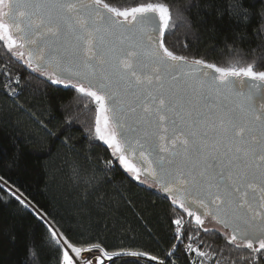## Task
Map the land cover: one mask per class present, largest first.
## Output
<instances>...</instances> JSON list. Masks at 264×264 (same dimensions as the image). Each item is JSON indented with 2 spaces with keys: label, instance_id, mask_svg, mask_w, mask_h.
<instances>
[{
  "label": "snow or ice",
  "instance_id": "obj_1",
  "mask_svg": "<svg viewBox=\"0 0 264 264\" xmlns=\"http://www.w3.org/2000/svg\"><path fill=\"white\" fill-rule=\"evenodd\" d=\"M230 11L245 21L251 15L242 3ZM171 20L166 3L119 10L105 0H0V41L50 85L74 89L97 105L95 136L134 179L158 185L194 218L200 243V231L216 239L204 227L210 218L229 233L225 247L260 253L264 102L258 105L256 97L264 98V89L244 91L238 83L264 85V70H255L254 63L226 68L174 54L166 46ZM0 75H12L10 62ZM21 79L17 74L16 83ZM37 215L51 237L42 247L54 243L60 264H104V258L140 264L145 257L168 264L143 250H117L114 257L99 242L74 244L46 214ZM172 223L177 244L169 257L175 259L186 235V252L215 255L211 246L205 252L193 245L182 218ZM97 249L100 258L92 255ZM29 251L38 264L39 251Z\"/></svg>",
  "mask_w": 264,
  "mask_h": 264
},
{
  "label": "trees",
  "instance_id": "obj_2",
  "mask_svg": "<svg viewBox=\"0 0 264 264\" xmlns=\"http://www.w3.org/2000/svg\"><path fill=\"white\" fill-rule=\"evenodd\" d=\"M105 2L120 10L166 3L172 16L166 46L174 54L226 68L254 63L255 70H264V59H260L264 57V0ZM238 3L251 12L246 21L230 11ZM5 62L11 63L12 75H0V182L46 214L72 243L99 242L109 255L117 250H143L168 264L263 263L264 251L225 247L229 233L210 218L205 222L210 220L219 228L207 227L215 231L216 239L200 231V243L194 218L154 184L149 187L129 175L95 136L97 105L89 97L50 85L0 41V72ZM17 74L22 77L19 84ZM177 218L183 219L194 246L199 244L205 252L211 246L210 255L215 253L211 259L186 252L187 235L178 244L175 259L168 256L177 244L172 223ZM46 239L51 240L47 227L0 186V264H37L29 251L33 246L40 254L38 264H60L61 251L54 243L42 247ZM140 264L157 261L142 258Z\"/></svg>",
  "mask_w": 264,
  "mask_h": 264
},
{
  "label": "water",
  "instance_id": "obj_3",
  "mask_svg": "<svg viewBox=\"0 0 264 264\" xmlns=\"http://www.w3.org/2000/svg\"><path fill=\"white\" fill-rule=\"evenodd\" d=\"M249 86H254V87H256V88H261V89H264V85H261L260 84V82H258V81H249V80H244V81H242V82H239L238 83V87H240L242 90H244V91H247L248 90V87ZM256 102H257V104L259 105V103H261V102H264V98H262L259 94L257 95V97H256ZM128 123L129 124H131V121H128ZM130 135H131V133H130ZM138 166H139V162H138ZM141 178H143L144 179V177L143 176H141ZM149 183H151V182H149ZM155 185V184H154ZM0 186L1 187H3L4 189H6L8 192H10L12 195H14L17 199H19L20 201H23L14 191H12L11 190V188L7 185V184H5L4 182H0ZM155 186H157L158 188H159V190L163 193V194H165V195H167V193H165L164 191H162L161 189H160V187L158 186V185H155ZM168 196V195H167ZM24 205H28L27 207L37 216V218L47 227V225L43 222V220L42 219H40L39 217H38V215H37V209L36 208H34L32 205H30V204H28V203H26V202H24L23 203ZM215 222V221H214ZM216 223V222H215ZM217 224V223H216ZM217 225H219V224H217ZM222 229H224L221 225H219ZM225 230V229H224Z\"/></svg>",
  "mask_w": 264,
  "mask_h": 264
},
{
  "label": "rangeland",
  "instance_id": "obj_4",
  "mask_svg": "<svg viewBox=\"0 0 264 264\" xmlns=\"http://www.w3.org/2000/svg\"><path fill=\"white\" fill-rule=\"evenodd\" d=\"M120 10V9H119ZM121 10H125V9H121ZM4 43V42H3ZM15 51H18V50H15ZM12 53V52H11ZM13 54V53H12ZM117 158V157H116ZM118 163H119V161H118ZM123 167V166H122ZM125 170V169H124ZM126 171V170H125ZM128 173V172H127ZM129 175H131L130 173H128ZM132 176V175H131ZM141 180H143V178H141ZM140 182V181H139ZM141 183V182H140ZM141 184H144V185H147V186H151V183H149V182H145V183H141ZM205 225H206V227H211V228H215V229H219L218 227H217V225H215L212 221H210V220H207L206 222H205ZM96 252H98V254H96V255H94V257H97V258H100V256H101V253H100V251H99V249H97V250H95ZM94 251V252H95ZM93 252V253H94ZM112 256H114L115 257V255H112ZM145 259H147L146 257H145ZM109 263V261L107 260V259H104V264H108Z\"/></svg>",
  "mask_w": 264,
  "mask_h": 264
},
{
  "label": "bare ground",
  "instance_id": "obj_5",
  "mask_svg": "<svg viewBox=\"0 0 264 264\" xmlns=\"http://www.w3.org/2000/svg\"><path fill=\"white\" fill-rule=\"evenodd\" d=\"M43 222L45 223V221L43 220ZM46 224V223H45ZM47 225V224H46ZM110 262V261H109Z\"/></svg>",
  "mask_w": 264,
  "mask_h": 264
},
{
  "label": "built area",
  "instance_id": "obj_6",
  "mask_svg": "<svg viewBox=\"0 0 264 264\" xmlns=\"http://www.w3.org/2000/svg\"><path fill=\"white\" fill-rule=\"evenodd\" d=\"M262 264H264V260H263V263Z\"/></svg>",
  "mask_w": 264,
  "mask_h": 264
},
{
  "label": "flooded vegetation",
  "instance_id": "obj_7",
  "mask_svg": "<svg viewBox=\"0 0 264 264\" xmlns=\"http://www.w3.org/2000/svg\"><path fill=\"white\" fill-rule=\"evenodd\" d=\"M43 77H45V76H43ZM46 78V77H45Z\"/></svg>",
  "mask_w": 264,
  "mask_h": 264
}]
</instances>
